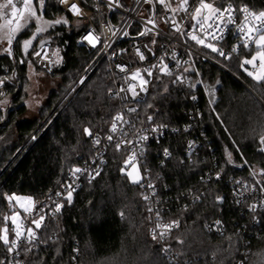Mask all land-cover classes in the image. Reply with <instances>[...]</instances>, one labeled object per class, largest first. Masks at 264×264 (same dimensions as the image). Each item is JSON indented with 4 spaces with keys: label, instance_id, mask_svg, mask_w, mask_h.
Returning <instances> with one entry per match:
<instances>
[{
    "label": "trees",
    "instance_id": "16d2710c",
    "mask_svg": "<svg viewBox=\"0 0 264 264\" xmlns=\"http://www.w3.org/2000/svg\"><path fill=\"white\" fill-rule=\"evenodd\" d=\"M233 2L248 5L252 11L264 10V0ZM216 3L219 6L221 0ZM62 15L58 0H45L43 18L55 21ZM29 36H19L12 54L0 56V80L10 74L18 77L21 84L11 88L5 81L11 106L0 109V228L4 227L3 217L12 212L5 196L31 197L37 207L45 204L46 196L65 183L79 159L91 157L89 136L84 129L89 128L92 133L109 129L119 109V103L107 96L112 83L105 64L91 74L59 114L55 109L94 57L77 44L78 31L70 20L67 26L49 28L28 50L27 60L33 62L39 41L50 39L48 46L51 51L53 47L60 50L62 64L54 67L51 74L60 79V84L50 93L38 116L23 118L27 110L21 82L25 81L29 64L27 60L19 64L20 42ZM126 46L127 42L121 45ZM254 51V46L252 51L241 49V55L231 61L218 63L213 59L232 76L212 65H203L204 79L218 88L214 103H209L213 95L207 92L206 97L198 92L195 103L191 101V91L160 81L140 105L142 119L151 115L153 123L179 129L177 134L151 143L146 156L152 177L160 186V197L166 203L164 219L180 221L178 230L164 240L177 262L161 255L159 243L150 234L152 222L146 219L150 214L138 185L120 172L125 153L111 147L101 174L91 184H83L73 194L72 204L65 202L60 214L46 218L48 227L38 235L53 236L56 242L50 240L30 253L24 252L25 264H259L264 257V206L250 211L249 202L236 205L228 182L240 179L252 183V169H264V153L258 151V134L264 125V82L258 84L239 68L240 60L251 58ZM32 67L40 71L33 63ZM189 111H199L201 116L192 130L184 132L182 126L191 123ZM188 136L202 141L190 158L183 155ZM165 149L171 154L169 160L162 158ZM228 153L234 163H228ZM245 159L252 167H237ZM215 172L222 174V181L212 180ZM157 174L159 179H155ZM207 174L210 179L200 183ZM200 191L199 201L190 203L186 199V194ZM217 196L223 201L217 202ZM185 202L187 209L182 206ZM122 211L124 219L119 215ZM215 220L221 222V233L206 229ZM12 236L10 233L9 238ZM5 250L0 243V253Z\"/></svg>",
    "mask_w": 264,
    "mask_h": 264
},
{
    "label": "snow or ice",
    "instance_id": "6c2138e0",
    "mask_svg": "<svg viewBox=\"0 0 264 264\" xmlns=\"http://www.w3.org/2000/svg\"><path fill=\"white\" fill-rule=\"evenodd\" d=\"M60 3H67V0H59ZM103 2V0H101ZM139 3V0H137ZM144 3L151 4L153 7L152 17H150L146 24H151L153 28H155L156 20L155 17V7L157 4L161 5L164 9L165 16L163 17L165 23H169L172 26L174 32L179 33L181 37H184L185 44H188L189 41L194 42L195 46H200L204 49H208L209 52L205 53V58L209 55H213V59H215L218 63L222 61H231L234 56L241 55V49L252 51L254 46L255 51L254 54L251 55V58L244 57L240 60L239 68L242 69L248 77H251L258 84L264 82V10L259 11L258 13L252 11L248 5H237L233 2V0H221V4L217 6L216 0H195L194 4L190 3V0H144ZM175 3V6L173 4ZM17 4L21 5V7H17ZM113 4L117 7H122L119 4V0H108V7L111 10L113 8ZM45 0H6L4 3H0V19H3L4 23L0 25V43H5L8 45L7 48L4 49L9 55H11V46L13 41L16 39L17 35L24 29L28 28V25L33 21L36 24L35 32L32 34L31 38L24 40L22 44L24 58H22L19 62L21 64L25 63L28 56V49L32 46L33 41L37 39L39 35L46 32L48 28L55 27L57 24H67L68 21L66 19L56 20L54 22L47 21L43 18ZM11 11H7L8 9ZM39 9V14H38ZM69 12L76 14L77 16L81 15V10L79 6L75 3L71 4L68 8ZM172 13L171 16H168L167 13ZM180 13H184V16L181 17V21L177 22L176 16ZM242 16V19L237 21V15ZM10 17V18H9ZM191 19L193 23L190 26V30H186L183 27V23L188 19ZM23 21V23H21ZM231 31L234 35V38L238 40V43L231 48L230 52H225L224 48L221 46V42L225 39V34L229 32L230 27ZM152 31L151 28L145 27L144 31L139 34L144 36L149 34ZM124 36H128V32L122 33ZM115 35V32H113ZM84 39L88 40L89 44L93 47L99 42L100 37L94 36L92 32L84 37ZM47 43L45 40L40 41V48L43 50L44 45ZM155 43V41H153ZM111 45H109L110 47ZM145 47H147L145 45ZM192 45H189L187 55L189 56V60L183 62L184 65H188L187 67H183L181 61L176 58V53L173 52L172 59L176 61L177 68L183 67V72H180L175 76V79L171 80L172 84L176 83H186L189 87L195 88L197 84H203L202 80L190 81L183 73L186 72H195L197 76L200 73L197 71L195 67V60L192 59ZM151 51V49H149ZM59 50L57 49L56 53L58 55ZM136 53L139 56L140 60L145 59V55L140 51L139 48L136 49ZM115 54V53H114ZM35 56H40V51H36L34 53ZM45 53V57H46ZM45 57H41L43 60ZM257 61L259 64L257 65ZM58 62V61H57ZM29 66H32V61L27 60ZM245 65H251L253 70H249ZM117 68L121 72H127V65L118 64ZM157 72L156 79H160L161 76H173V71L169 68L168 64L164 63V56L159 58L157 64L152 65L150 68L137 69L134 72L126 75L124 77L125 81H132L134 83H129L127 90L124 88L120 89V92H130L132 97L135 98L140 95V93L148 92V85L150 83V79H146L145 75L142 73H146L147 77L151 78L153 76V72ZM219 81H217V84ZM0 84H3V80H0ZM137 88H139V92H137ZM168 91V87H164V92ZM205 91L210 95H213V99L209 100V103H214V92L215 86L206 85ZM111 92V89H109ZM120 92L115 93L114 95L119 97ZM3 95V93H0ZM121 99H127L126 96L120 97ZM196 99L195 96L192 97ZM7 103V101L0 102V104ZM139 103V101H138ZM149 108L152 105H148ZM127 112L133 113L136 112V108H128ZM219 118V117H217ZM152 116L149 115L147 120L149 122L152 121ZM123 124H128L131 129H135V124L125 119V113L119 112L112 118L111 127L108 130L109 134L106 135L105 139L108 142V145L114 147L115 151H120L122 146L124 145H133L131 151L132 155H130L124 161V167L120 168L121 174L127 176L129 181L134 185H139L141 188H146L151 190L150 194H144L142 199L144 201L149 202L148 213L155 214V222L154 227L150 229V234L153 240H157L159 238L160 241L165 240L168 235L172 232L174 228L180 227V221L178 219H173L168 223H164L161 217V212L159 208L154 209L151 206L152 198L156 196V185L148 179V169L145 167V172L142 174L140 168L137 164L132 163L136 160L137 155H144V148L140 146L139 152H137L136 145H139L142 141H147V135H138L135 142L133 140L127 139L129 133L124 130L122 127ZM164 127V125L154 126L151 128L153 133L159 131L160 128ZM140 130H136L139 132ZM255 132V130H253ZM84 133L88 136H92L93 133L89 128L84 129ZM119 134V138L114 140V135ZM259 140L258 143L260 145L258 151L264 153V125L261 126L259 132ZM35 137H33L34 139ZM101 143L100 138H96L94 140L95 145H99ZM235 143V141L233 142ZM192 147V144H189V148ZM239 152V147L236 148ZM165 157L170 156L168 149L164 150ZM243 158V154L241 153ZM228 163H234L232 160L231 153L227 155ZM95 164L96 162L93 161ZM103 163V161H101ZM163 163V162H162ZM131 164V170H128V166ZM249 167L247 160H244L243 165H237V167ZM87 173L88 183L91 184L93 180L96 179L101 174V169L99 167L95 168L92 171H89L87 168H72L70 169V179L71 182L61 185V189L57 190L54 194L49 195V203L42 204L40 207H37L36 202L31 197H20L15 194L6 195L5 199L8 201L9 207L12 209V214L5 215L3 217L4 227L0 228V243L5 247L8 254H14L15 256L20 255L21 242L24 243L25 247L23 251L25 254L30 253L33 248L38 247L39 244H48L51 240L53 243L56 242L53 236H43L38 235L39 231L44 228L47 229V225L45 224L46 218H54L58 214L61 213L62 209L65 207V202L68 205H71L73 202V194L76 192L77 187L79 185L76 183L81 175ZM251 179L254 181L251 190L256 191L259 188L260 192H264V180L258 179L257 177H264V169H260L256 171L252 169L250 173ZM155 179H159V175L155 177ZM203 179V178H202ZM216 179H220V174L218 173ZM144 181H147L144 183ZM235 183L241 185L244 191L249 190V185L244 181H236ZM75 185V186H74ZM238 195L243 196V191L239 192ZM195 201H199L201 197L199 195L195 196ZM217 202H222L223 197H216ZM15 202V203H13ZM159 201H157L158 203ZM237 203L240 201L237 200ZM264 206V205H261ZM17 208L22 209L25 214L24 217H21V212L17 210ZM257 208L256 204L250 206V211H255ZM185 209H187V205H185ZM119 215L122 219L125 218L124 212H120ZM150 222L153 221V216L149 215L146 217ZM11 221L12 228L11 232L13 233L12 238H9V227L8 221ZM25 220H30V225L25 226ZM216 224H220V221L217 220ZM183 243V241H180ZM78 251V250H77ZM163 251L167 252L168 249L164 248ZM75 259V257H73ZM0 264H6L5 260H0ZM7 264H13L12 261H7ZM15 264H21L20 261H15Z\"/></svg>",
    "mask_w": 264,
    "mask_h": 264
},
{
    "label": "built area",
    "instance_id": "2783aa9c",
    "mask_svg": "<svg viewBox=\"0 0 264 264\" xmlns=\"http://www.w3.org/2000/svg\"><path fill=\"white\" fill-rule=\"evenodd\" d=\"M77 4L81 10V15L77 16L76 14L69 12L68 8L71 4ZM191 4L195 3V0H190ZM119 4L122 5V7H117L115 4H113V8L110 10L108 7V0H67V3H60L58 0V5L62 13L68 17L72 21L73 26L78 31V39L77 44L81 47H83L86 51L93 54V60L85 67L81 75L78 77L74 85L71 87L70 92L77 91L85 82L86 80L91 76V74L101 65L105 64L106 66V72L109 75L110 81L112 83L111 92H108L107 96L110 99L116 100L119 103V109L116 112H124L125 113V119L129 120L130 122L135 124V129H131L128 124H123L122 127L125 131L129 133L127 136V139L135 140L137 139L138 135H147L148 140L140 142L139 145H136L137 152H139L140 146H143L144 148V155L139 156L137 155L136 160L132 163H135L140 168L141 173L143 174L145 172V167L149 170L148 171V179L151 180L152 183L156 185V181L152 177V171L151 168L148 166L147 161V155H148V148L149 145L153 142H158L160 140L165 139L166 137L177 134L179 129L177 128H167L166 126L159 129V131L153 133L151 131V128L154 126H159V124L153 123V121L149 122L147 119H142L140 117V105L145 102L147 97L151 94V91L154 86H156L160 81H163L167 83L166 85L178 87L182 90H189L192 92L191 101L197 102V98L193 99L192 97H197L198 92H202L203 95H206L205 86L209 83L204 79L203 77V65L209 64L214 67L219 68L221 71L230 74L226 69H224L220 64H218L215 60H213V55H209L207 58H205V53H208V49H204L200 46H195L194 42L189 41L188 44H185L184 37H181L179 33L174 32L172 29V26L169 23H165L163 17L165 16L164 9L161 5L157 4L155 7V17L156 20V27L153 28L151 24H146V21L152 17L153 7L151 4L144 3V0H139V3L137 0H119ZM174 6V5H173ZM256 12V11H255ZM258 13V12H257ZM168 16H171L172 13H167ZM184 16V13H180L176 16L177 22L181 21V17ZM242 19V16L239 14L237 15V21ZM193 23L191 19L189 18L187 21L183 23V27L186 30H190V26ZM145 27L151 28L152 31L147 35H140L139 33L144 31ZM230 30L228 33L225 34V39L223 42H221V46L224 48L225 52H230L231 48L238 43V40L234 38V35L231 31V27L229 26ZM89 32H92L94 36H99L100 40L96 44L95 47H93L91 44H89L88 40L84 39ZM113 32H115V35H113ZM128 32V36H124L122 33ZM155 41V43H153ZM127 42L126 47H121V45ZM109 45H111L109 47ZM145 45L147 47H145ZM189 45H192V52L193 56L192 59L195 60V67L197 71L200 73L199 76L196 75L195 72H186L183 73L184 76H186L190 81H196V80H202L203 84H197L195 88L189 87L186 83H176L172 84L171 80L175 79V76L179 74L180 72H183V67H187L188 65H184L183 62L186 60H189V56L187 55V51L189 48ZM139 48L141 52L144 53L145 59L140 60L139 56L136 53V49ZM151 49V51H149ZM36 51H40V56H33V64L34 66L49 75L53 74L54 64H53V55L48 45L44 46L43 50L41 48ZM173 52L176 53V58L181 61V64L183 67L177 68L176 61L173 60L172 54ZM45 53L47 54L45 57ZM115 53V54H114ZM161 56H164V63L168 64L169 68L173 71V76H161L160 79H156L157 72H153V76L151 78L147 77L146 73H142L145 75L146 79H150V83L147 86L148 92L147 93H140L139 96L133 98L130 92H120L121 88H124L127 90L129 83H134L132 81H125L124 77L126 75H129L130 73L134 72L137 69H144V68H150L152 65H155L158 63L159 58ZM41 57H45L43 60ZM118 64L127 65V72H121L119 68H117ZM258 65V63H257ZM253 70V69H251ZM151 85V87H149ZM212 85V84H209ZM137 92H139V88L136 89ZM120 92V96L117 97L114 94ZM0 93H3V95H0L1 97L5 96L6 89L4 87V83L0 84ZM126 96L127 99H121L120 97ZM139 101V103H138ZM128 108H136V112L129 113L127 112ZM188 113V120L191 123H187L186 125L182 126V130L184 132H188L189 130H192L193 124L195 123L196 119L200 118L201 112L199 111H189ZM115 114V115H116ZM114 115V116H115ZM111 127V126H110ZM109 127V129H110ZM105 131H97L94 132L92 136H89V147L92 152L91 157L86 159H79L80 163L77 167L79 168H87L89 171L94 170L95 168L99 167L101 169V172L106 164L107 154L111 147V145H108L107 140L105 139L106 135L109 134L108 130ZM136 130H140L139 132H136ZM201 138H204L202 133L200 134ZM203 136V137H202ZM100 138L101 143L99 145L94 144V140L96 138ZM119 138V134L114 135V140ZM192 144V147L189 148V144ZM202 146V141H199L196 137L188 136L185 140V146H184V156L186 158H190V156L196 152V148H199ZM133 145H124L122 146L120 151H123L125 153L124 160L122 162V167H124V161L132 155V149ZM169 157H165L164 152L162 154V158L164 160H169ZM93 161L96 163L94 164ZM103 161V163H101ZM163 161V160H162ZM162 163V162H161ZM131 168V164H129L128 169ZM220 174V179H216L217 174ZM160 177V176H159ZM210 175L207 174L203 179L201 178L200 183H206L208 179H210ZM97 178V177H96ZM223 177L220 172H215L212 176V180L215 182L222 181ZM236 181H242V180H230L229 185L231 188V195L234 203L236 205H241L246 202H249V210L250 206L253 204L257 205V210L261 208V205H264V192H260L259 188H257L256 191H252L251 187L254 183H247L249 185V190L244 191L241 185L235 183ZM71 182L70 179V173H68L66 177V181L64 184H67ZM147 181H144L146 183ZM79 187H77L76 191H78L81 186L85 183H88L87 179V173L84 175H81L79 180L76 182ZM63 184V185H64ZM75 186V185H74ZM160 186L156 185V196L152 198L151 206L156 209L159 208L161 212V217L163 219L164 223L170 222L164 219V211L167 210L166 203L161 199V190L159 188ZM139 191L141 193V197L144 194H150L151 190L146 188H141L138 185ZM58 188L57 190H60ZM164 190H166L164 188ZM243 191V196L238 195L239 192ZM199 193H188L186 194V199L190 203H195V196L201 194ZM54 194V193H53ZM239 200L240 202L237 203L236 201ZM144 204L146 205L147 211L149 202L144 201ZM157 201H159L157 203ZM44 203H49V195L46 196ZM179 204V203H178ZM187 203H182V206L185 207ZM256 211V210H255ZM150 214V213H149ZM153 216L152 221V228L154 227L155 222V214H150ZM216 221H213L206 225V229L209 232H222V225L216 224ZM30 225V220H25V226ZM178 228H174L171 233L177 231ZM167 239V238H166ZM165 239V240H166ZM160 245V251L161 255L164 256L169 261H176L175 255H173V252L170 250L168 245L165 244V241H160L159 238L156 240ZM25 247L24 243L21 242V249H20V255L15 256L14 254H8L7 251H3L0 253V260H5L6 264L7 261H12L13 264H15V261H20L21 264H25L24 261V251L23 248ZM164 248H167L168 251H163ZM73 252L77 253L78 251L74 250ZM73 261V260H72Z\"/></svg>",
    "mask_w": 264,
    "mask_h": 264
},
{
    "label": "rangeland",
    "instance_id": "374dc122",
    "mask_svg": "<svg viewBox=\"0 0 264 264\" xmlns=\"http://www.w3.org/2000/svg\"><path fill=\"white\" fill-rule=\"evenodd\" d=\"M4 2H6V0ZM34 3H35V0H34ZM173 5L175 6V3ZM7 11L10 12L11 9L9 8ZM38 14H39V9H38ZM63 19H66L68 21V23L67 24L61 23V25L67 26V25L70 24V20L67 19L64 15L60 16L57 20H63ZM45 20L50 21V22H54V21H51V19L50 20L49 19H45ZM3 23H4V21L2 19L0 21V25H2ZM21 23H23V21H21ZM31 25H33V27L29 28ZM35 28H36V24L33 21L32 23H30L28 25V28L22 30L17 35L16 39L13 41V44L11 46V50H13V45L18 40L19 36L29 33V35H30L29 38H31L32 34L35 32ZM48 30H49V28H48ZM48 30L46 32L42 33L41 35H39L37 38H39L41 36H44L48 32ZM22 44H23V41L20 42V51L22 53V56L19 59V61L24 57ZM7 47H8V45L6 44V42L5 43H0V56L8 55V53L4 51V49L7 48ZM57 49L58 48L53 47V49L51 51L52 55H53V61L52 62L54 64V67H58V66H60L62 64L60 50L58 49L59 50L58 55L54 54V53H56ZM28 50H30V49H28ZM257 63L259 64V61H257ZM19 64L21 65L20 62H19ZM245 67H247L249 70L252 69L251 65H245ZM24 77H25L24 78L25 81L21 82L23 84V86L21 88L23 90L22 101L25 103L27 111H26L25 115L23 116V118H25V119H35L38 116L41 108L46 103L50 93L53 90L58 88V86L60 84V79H58L57 77H52L51 75L45 74V72L37 71L32 66L28 67ZM17 80H18V77H14V75H13V77H11V75L9 74L7 79L3 80V83H5V81L9 82V85L11 86V88H13V87L15 88L16 86L17 87H21V84L19 82H17ZM149 87H151V85ZM74 94H75V91L70 92V89L66 90V93L63 95L62 99L55 106V109H58V114L64 109V107L66 106V104H68V102L71 100V98L74 96ZM1 98L3 99L2 102L3 101H7V103L0 104V109L1 110H5V109H7L8 107L11 106L10 97H8V93H6L5 96H3ZM48 117H49V115H48ZM48 117H46V118H48ZM46 118H45L44 122L47 120ZM128 170H131V168H129ZM20 197H22V196H20ZM13 203H15V202H13ZM17 210H19L21 212V217L23 218L25 214L23 213L22 209L17 208ZM11 214H12V212L9 214V216ZM8 227H9V234L10 233L13 234L11 232V228L13 226H12L10 220H9V226ZM259 264H264V257H262V259L259 262Z\"/></svg>",
    "mask_w": 264,
    "mask_h": 264
},
{
    "label": "water",
    "instance_id": "95a60500",
    "mask_svg": "<svg viewBox=\"0 0 264 264\" xmlns=\"http://www.w3.org/2000/svg\"><path fill=\"white\" fill-rule=\"evenodd\" d=\"M14 2H15V0H14ZM17 7H21V5H19V4H17ZM42 40H45V41H47V43L44 45V46H46V45H49L50 43H51V40L50 39H42ZM39 50L40 49V41H39V43L37 44V46H36V50ZM228 74V73H227ZM230 75V74H229ZM218 91V88L217 87H215V93Z\"/></svg>",
    "mask_w": 264,
    "mask_h": 264
}]
</instances>
